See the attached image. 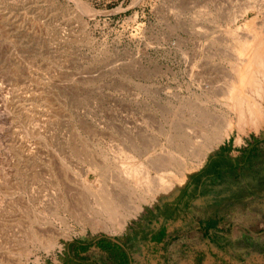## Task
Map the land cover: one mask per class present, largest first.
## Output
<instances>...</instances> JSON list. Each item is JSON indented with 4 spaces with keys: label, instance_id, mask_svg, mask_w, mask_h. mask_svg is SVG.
<instances>
[{
    "label": "rangeland",
    "instance_id": "374dc122",
    "mask_svg": "<svg viewBox=\"0 0 264 264\" xmlns=\"http://www.w3.org/2000/svg\"><path fill=\"white\" fill-rule=\"evenodd\" d=\"M263 29L264 0H0L2 264H83L74 262L79 245L101 239L124 240L138 264L200 260L195 212L203 182L213 187L215 175L229 185L233 161L245 166L248 147L264 141V118L257 127L235 123L224 134L228 111L220 95L231 81L238 38ZM201 109L212 115L208 137L195 121ZM216 134L220 140L211 138L197 154ZM121 152L183 182L171 177L177 192L114 229L93 212L84 186L88 179L111 186L121 180ZM181 163L189 168L179 174ZM257 179V189L264 188V176ZM67 203L81 222L64 214ZM163 217L173 232L155 253L147 236ZM52 227L68 235L60 247L46 235L42 244L32 239ZM256 229L264 230V220ZM186 244L193 255L182 252ZM175 245L176 262L167 263ZM237 261L264 264L241 262L232 252Z\"/></svg>",
    "mask_w": 264,
    "mask_h": 264
},
{
    "label": "bare ground",
    "instance_id": "6f19581e",
    "mask_svg": "<svg viewBox=\"0 0 264 264\" xmlns=\"http://www.w3.org/2000/svg\"><path fill=\"white\" fill-rule=\"evenodd\" d=\"M239 27L240 26H238V30ZM246 33L244 34L246 35L245 38L242 37L243 39L241 40H239L238 38L236 42L235 58L237 59H233L234 67H233V72L231 71L232 75L230 74L231 72L224 73V75L226 74H228L229 76L231 75L230 76L231 81L227 78L230 82L227 83L228 85L225 86L226 87L225 90L220 94L225 99L223 102L226 103L227 106L226 108L228 111V112L226 111L228 114L224 120V124L226 128L223 130L226 136L230 133V131H232V126L235 123L241 124L244 122H248L251 123V125H255L257 127V124L259 123L260 119L264 118V29L263 31L261 30L260 32L254 33L252 35L250 34L247 35ZM240 34L241 33H239V35ZM233 44L232 46H234ZM230 52L231 51H229V53ZM230 55L232 56L231 53ZM203 85L205 87V84ZM218 85L219 84H217V86ZM217 86H215V88H217ZM208 90L209 87L207 91ZM215 98L216 97H214V99ZM210 116L212 115L208 112H205L203 109H201V111H197V116L195 117V121L198 122V125L202 124V126L204 127L203 130L205 131L201 130L202 132L201 135L203 137L205 136L208 137L206 133V129L208 125L207 122L209 121L208 119H210ZM183 135L184 134H181L180 137L182 138ZM211 138L213 139L219 138L220 140L219 134L218 135L216 134L215 136L212 135L211 137L207 138L206 141L199 147L197 154L202 152L205 148H208L209 143L212 141ZM185 139L188 140L187 137ZM189 141L191 140L189 139ZM115 154L116 153H114V155ZM120 155L121 156L119 157L121 158L120 159L121 180L118 179L111 186V183L108 184L100 183L97 179H96L97 181L88 179L85 182L86 186H84L85 187L84 189L88 190L91 193V196L93 197V201H92L93 203H91L92 204L91 209L93 210V212L96 215H98V217H102L104 219L102 222L103 226L105 227L112 226L114 229L128 227L129 222L131 220L140 217V215L145 211V207H144L145 205L150 203L152 204L154 202L159 203L161 199H163L164 197L167 196L170 197L175 192H177L179 190L180 184L178 185L173 183L172 181L173 178H175V180L179 183L183 182L182 178L181 179L179 178L180 180H178L175 176L172 175L171 172L167 170H165L163 173L159 172L158 170L159 164L157 163L154 162L146 163L138 160L136 161L132 155L126 152H121ZM177 168H179L178 172L179 174H181L182 171L184 172L185 169L189 167L181 163ZM152 170H158L157 174L153 175ZM86 198L88 199V197ZM132 198H134L135 201L134 200L131 201ZM67 204H64V209H63V211H65L64 214H66L67 216H71L72 218H75L79 222H81V219H79L78 216H76L77 214L76 212H74V209L71 210L69 208L70 203L68 205ZM72 208H74V206ZM44 231L45 230H39V232L38 231L33 232L32 239L34 241L35 240L40 241L42 244L43 242H45L43 240V237L46 235L49 237V244L54 248V247H60V244L58 242L60 237H62L63 235H65V237H68V235H66L65 233H56L57 231L54 232L53 227H52V231H53L52 234L48 235ZM46 244H48V240L46 241ZM0 264H2L1 260H0ZM21 264H27V263H21Z\"/></svg>",
    "mask_w": 264,
    "mask_h": 264
},
{
    "label": "crops",
    "instance_id": "0c3cea01",
    "mask_svg": "<svg viewBox=\"0 0 264 264\" xmlns=\"http://www.w3.org/2000/svg\"><path fill=\"white\" fill-rule=\"evenodd\" d=\"M260 144L262 147L259 145L248 147L244 157L245 166L233 161L229 185L224 180L218 181L219 178L215 175L212 177L213 187L203 182L200 191L202 195H198L195 212L198 217L195 229L197 236H201L200 241L197 238L195 244L196 254L200 258L196 264H232V252L241 257V262L264 259V245L263 241H260L264 239V230L260 232L256 229L257 223L264 220V188L257 189L255 186L258 182L257 177L264 176V163L260 164L264 141ZM260 165L261 168L258 167ZM227 188L229 190L232 188V191ZM217 197L219 201H216ZM255 197L259 198L260 202L254 203L252 200ZM229 199H232V210ZM168 227V235H171L170 231L173 232V229L170 224ZM149 240L155 244L157 239ZM117 242L122 246L124 262L130 264L128 243L124 240ZM192 249V245L186 244L182 252L188 256L193 255ZM236 263L239 264L238 261Z\"/></svg>",
    "mask_w": 264,
    "mask_h": 264
},
{
    "label": "flooded vegetation",
    "instance_id": "af4514ba",
    "mask_svg": "<svg viewBox=\"0 0 264 264\" xmlns=\"http://www.w3.org/2000/svg\"><path fill=\"white\" fill-rule=\"evenodd\" d=\"M177 207H178V204H175V210H177ZM175 210H173V212H175ZM171 214H172V212H171ZM163 219L165 220V222H163L164 226L158 227V225H156L155 229L153 231H150L149 235L147 236L151 239H157L156 240L157 242L156 241L154 242L155 244L152 243L153 241L151 242V244H153L155 246L154 250L152 252H155V253H161L159 250V245L161 244L162 248H163V246L165 247L163 242L165 241L166 237L169 236L168 235L169 218L163 217ZM161 235H162V237L160 238ZM107 241H109V240H107ZM109 242H110V246H111L110 247L111 251L103 250L100 247L92 244L88 247V249L85 252H81L79 250L78 253L76 254V259L74 260V262L75 263H83V264H120V263L124 262L125 257L121 252L122 246L118 245L119 242H117V240H116V242L113 240H110ZM166 242H168V241H166ZM80 245H82V244H80ZM83 245H85V244H83ZM93 246L96 247V249H97V251H99V253L93 252V254L88 255V253H87L88 250L92 249ZM128 247H130V246H128ZM129 250H130V264H135L136 259H135L134 255L131 253L130 248H129ZM79 257H85L84 262L79 261L78 260ZM196 263H197V261H196Z\"/></svg>",
    "mask_w": 264,
    "mask_h": 264
},
{
    "label": "trees",
    "instance_id": "16d2710c",
    "mask_svg": "<svg viewBox=\"0 0 264 264\" xmlns=\"http://www.w3.org/2000/svg\"><path fill=\"white\" fill-rule=\"evenodd\" d=\"M155 223H156V225H158V227L159 226H164V224H163V222L159 219V220H157V221H154ZM162 224V225H161ZM162 237V235L160 236V238ZM183 244V243H182ZM93 245H96V246H98V247H100L101 249H103V250H106V251H111V246H110V242L109 241H107V240H105V239H101V240H97V241H95L94 243H93ZM88 247H89V245H80L79 246V250L81 251V252H85L87 249H88ZM177 249H178V246L177 245H175L174 247H173V249L172 250H170L169 252H168V260H167V263L169 262H171V263H173V262H176V258H177V255H178V252H177ZM78 260L79 261H82V262H84V260H85V257H79L78 258ZM123 264H126L125 262H122ZM135 264H138V263H135Z\"/></svg>",
    "mask_w": 264,
    "mask_h": 264
},
{
    "label": "water",
    "instance_id": "95a60500",
    "mask_svg": "<svg viewBox=\"0 0 264 264\" xmlns=\"http://www.w3.org/2000/svg\"><path fill=\"white\" fill-rule=\"evenodd\" d=\"M112 240L116 242V240H115V239H112Z\"/></svg>",
    "mask_w": 264,
    "mask_h": 264
}]
</instances>
